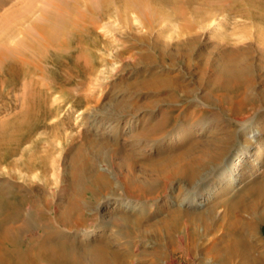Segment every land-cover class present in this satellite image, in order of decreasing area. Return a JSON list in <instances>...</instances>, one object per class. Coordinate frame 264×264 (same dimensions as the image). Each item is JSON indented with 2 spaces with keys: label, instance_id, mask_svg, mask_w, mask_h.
Returning <instances> with one entry per match:
<instances>
[{
  "label": "bare ground",
  "instance_id": "6f19581e",
  "mask_svg": "<svg viewBox=\"0 0 264 264\" xmlns=\"http://www.w3.org/2000/svg\"><path fill=\"white\" fill-rule=\"evenodd\" d=\"M156 1L38 0L34 5L33 0H22L2 16L0 69L9 77L26 75L30 66L39 73L49 49L59 51L79 42L84 30L111 14L121 22H126L128 12L159 15ZM24 21L30 25L16 32L12 25ZM147 26L152 28L150 20ZM182 30L191 33L192 25ZM232 34L227 40L252 38ZM12 40L18 47L11 46ZM260 40L258 51L244 45L219 58L211 86L218 93L216 100L199 98L211 103L205 105L208 108L224 103L206 118L195 97L194 108L187 109L182 123L167 129L168 113L156 117L152 112L164 100L149 106V112L131 105V96L118 95L115 103L87 116V130L94 129L97 135L68 158L61 177L52 174L53 182L47 172L55 165L53 160L47 163L48 156H40V165L33 157L10 160L5 167L8 182H0V264H180L174 257L178 252L189 257L197 249L224 264L237 257L244 260L241 264H264V252L252 255L258 244L250 238L257 224L264 223V178L236 190L263 164L264 90L256 88L258 80L264 84V73H259L264 72V38ZM169 83L159 79L155 87L161 90ZM182 94L190 100L191 91ZM167 99L176 101L174 95ZM11 127H0V150L17 138L12 128L19 127ZM119 128L129 130V153L104 156ZM179 145L183 151H174ZM7 157L12 156L0 153V163ZM35 165L40 169L30 175ZM33 181L44 184L37 183L33 190ZM12 196H17L15 203ZM56 197L59 201L54 204ZM222 207L228 223L226 232L219 233ZM26 238L32 244L24 248Z\"/></svg>",
  "mask_w": 264,
  "mask_h": 264
},
{
  "label": "rangeland",
  "instance_id": "374dc122",
  "mask_svg": "<svg viewBox=\"0 0 264 264\" xmlns=\"http://www.w3.org/2000/svg\"><path fill=\"white\" fill-rule=\"evenodd\" d=\"M20 1L22 2L9 0L2 4L3 0H0V23L2 16ZM262 2L264 0H157L159 15L151 11L142 14L128 12L126 22H121L115 14H111L112 16L98 20L94 28L90 26L84 30L79 42H72L59 51L49 49L51 52H46L47 59L39 63V73L30 66L26 75L9 77L0 69V127L8 124L19 127H11L17 138L0 150L3 156H12L0 163V172L3 174L0 175V182H8L5 167L9 168L10 160H25L28 157L37 159L38 163L42 156H48L47 163L53 160L55 170L49 166L47 178L54 180V172L61 177L62 168L68 158L75 155L83 143L92 140V134L97 135L94 129L87 130V116L95 109L115 103L118 95L131 96V105L146 108L147 111L157 100H164L165 103L155 104L152 112L156 117L168 113L165 126L167 129L182 123L185 112L194 108V102L191 100L195 97L208 96L215 101L214 95L218 93L214 92L211 86L219 58L231 48L244 45H251L252 50L258 51V45L262 42L260 39L264 38ZM33 4L38 5V0H33ZM148 20L152 22L150 29L147 26ZM10 23L12 22L10 21L9 25ZM28 23L24 21L22 25L13 24L12 27L16 32H20L22 26L30 25ZM186 24L192 25L191 33L186 34L182 30ZM89 31L91 32L88 33ZM233 32L246 33L252 38L248 37L249 39L243 41L234 36L233 39L227 40ZM19 38L21 40L18 41L23 40ZM11 43L13 48L18 47L15 40ZM188 53L189 56L186 55ZM205 61H210V66L201 64ZM255 61L258 62V59ZM259 73L262 75L264 72ZM159 79L170 80V83L158 90L155 83ZM175 82L178 87L174 85ZM261 83V80H258L256 88L259 92L264 90V84ZM183 90L191 91L190 100L182 97ZM168 95H174L176 101L169 103ZM199 100L203 104V118H206L210 111L220 110L221 104L224 103L217 102L208 108L205 105L211 103L208 104L209 102L200 98ZM182 107L186 110L182 111ZM177 114L181 117L177 118ZM124 120L130 121V117L125 116ZM230 121L235 124L233 120ZM18 122H21V125H18ZM235 127L237 130L241 129L238 125ZM128 131L124 128L118 129L115 142L110 143L107 148L109 151H105L104 156H126L129 153L128 145L132 138ZM182 148L184 146L179 145L174 147V151H183ZM262 163L260 171L240 184L236 188L237 192L264 178V155ZM39 165H35L36 169L32 167L30 175L38 173ZM33 183V190L36 189L37 183L44 184L35 181ZM22 190L27 191L25 187ZM49 190L47 188L46 191ZM56 193H59V185ZM26 194L31 197V193ZM16 197L12 196L10 201L15 203ZM58 201L56 197L54 204ZM21 206L25 208L26 204ZM223 209H220L218 215V224H222L219 233L226 232L228 223ZM250 238L258 244L252 255L259 251L264 252V223L257 224ZM31 244L29 238L22 242L24 248ZM200 250H195L189 257L181 252L174 257L180 264H224L219 259H214L205 249ZM243 261L237 257L231 263L241 264Z\"/></svg>",
  "mask_w": 264,
  "mask_h": 264
}]
</instances>
